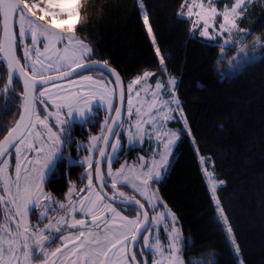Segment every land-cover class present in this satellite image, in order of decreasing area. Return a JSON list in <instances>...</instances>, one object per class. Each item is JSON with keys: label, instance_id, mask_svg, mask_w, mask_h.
I'll use <instances>...</instances> for the list:
<instances>
[{"label": "trees", "instance_id": "obj_1", "mask_svg": "<svg viewBox=\"0 0 264 264\" xmlns=\"http://www.w3.org/2000/svg\"><path fill=\"white\" fill-rule=\"evenodd\" d=\"M184 1L87 0L80 9L86 21L75 33L92 49V57L107 60L121 74L124 84L142 71L154 73L151 82L177 78L175 94L186 126L178 120L169 123L179 138L167 170L153 185L179 219L186 264L205 250L212 251L215 264H264V46L227 69L220 55L225 51L226 59L234 49L206 40L198 29L191 33L190 20L180 14ZM145 12L155 44L143 22ZM240 24L249 31L246 40L257 36L264 44V3H250ZM156 47L165 58L163 66ZM0 77L2 86L3 71ZM19 109L16 99V107L0 115V138L17 120ZM151 145L145 138L141 146L122 145L119 154L127 159L148 154ZM200 155L213 161L223 182L215 194L231 234L218 217ZM84 169L83 163L71 165L69 178ZM50 181L53 190L63 187L62 179Z\"/></svg>", "mask_w": 264, "mask_h": 264}, {"label": "snow or ice", "instance_id": "obj_2", "mask_svg": "<svg viewBox=\"0 0 264 264\" xmlns=\"http://www.w3.org/2000/svg\"><path fill=\"white\" fill-rule=\"evenodd\" d=\"M87 0H40V3L32 2L28 3L26 0H0V14H2L4 20V35L5 38L0 40V53L4 54V60L6 61L7 77L8 83L5 85L3 90H0V96L4 97V102L0 104V115H6L12 108L16 107V99L19 98L23 101L21 107V112L19 114V119L15 124L7 130V135L4 136L3 140L0 141V157H5L10 155V149H14L16 153V180L14 181L16 185V191L14 194L11 193L10 188L7 186L8 181H5L4 192L12 196L11 200H8L6 196L0 195V202L8 205L11 204L13 208H10L9 211H15L16 216H13L11 219H17V217H22L30 210L29 203L31 202L32 208L38 207L39 197L34 199L35 193L33 188L37 190L39 185H31L25 183L23 186L20 183V174H21V156L22 150L26 149L27 151L33 152L35 154V159H28L27 156H24L26 161L24 165V171L26 173L25 180L27 181V173L30 171L29 165H40V158L45 155V145L51 144L52 148L47 155V159L43 163V168L51 171L52 175H55V164L57 161L62 159V154H60V145L61 135L65 134L64 125L69 124L67 119L60 120L57 118L56 124L60 125L58 132H53V127L48 124V116L51 113H48V116H45L43 119L35 111V105L37 103L44 105V110L46 111L48 104L44 99H38L35 95L36 89L45 88L50 81H53V77L45 76L43 73L46 72L49 68L52 67V64L49 63L45 66L40 59L41 53L39 48H36V59L31 64V71H26L25 67L20 65L19 59L15 56V36L10 34L8 27V21L10 18L13 19L15 23L16 18L19 19V36L21 38L25 37L30 33V38L33 41L35 46L39 36H43L45 40L63 42L65 37L62 33H67V44L64 48V54L59 55L58 59L65 61L69 66V71L61 73L60 76L55 79H61L64 77H70L74 72H77L78 69H88V64L83 61L90 58L92 49L89 47L85 41L75 35V29L77 25L82 24L86 21V17L80 15V9L84 6ZM247 0H234L230 10H226L223 13H218L217 10L213 7L208 11L214 17L216 15H222L224 23L220 25L221 34L225 30L229 31L231 29H237V19L243 12V5ZM41 3L43 7H41ZM143 10L142 3L139 5ZM183 7V5H182ZM203 8V5H200ZM38 10L42 15L37 16ZM30 14V15H28ZM181 15L184 13L181 12ZM192 7L189 6L187 15L191 16ZM61 17H67L66 19H60ZM32 18H35L34 20ZM201 19H204L203 16ZM27 21L28 28L25 29V23ZM143 22L147 26L148 35L152 37L153 44H155V37L152 33V28L149 24V17L145 12L143 15ZM208 22L204 20V29L200 32L201 36H208ZM43 28V32L38 30ZM195 30V25L193 31ZM240 31H244L240 29ZM225 43L228 44L229 41L225 40ZM254 46H264L261 43V38L256 37ZM55 47V45H53ZM45 51H48L49 45L44 44ZM241 52L245 51L244 48L240 49ZM156 55L159 57V62L164 65V56L161 54L159 47L155 49ZM79 53V55H77ZM25 59L30 60L31 56L29 54V49L25 48ZM93 64L98 63L93 61ZM37 65L41 67L38 69ZM74 65V67H71ZM4 66L0 65V71H3ZM102 69L108 70L111 75L116 77V85L120 84V78L115 70L107 68V61H104L102 64ZM154 73L145 71L142 76H137L131 84L128 86V92L133 91L132 85L139 84L142 80H147L149 77L153 76ZM3 77H0L2 79ZM23 78L24 83V92L17 97L15 88L12 87L13 81L19 82ZM82 81H90L91 87L88 89L80 88L74 92H68L65 96L61 98L62 103L55 104L57 111L60 109L66 108L67 115L72 116L73 112H76L81 118L82 123H90L91 120L87 119L88 116H94L93 112V101L99 100L100 103L107 104V110L111 112L115 111L116 117L106 118L104 127L107 129L108 136L92 137V147L87 148V151H92L93 148L97 147V141L103 139L105 147H111L112 152L116 153L118 149L122 146L120 144L119 134L115 132L114 128L108 125L107 120L112 119L113 125H118V120L120 119L121 109L115 107L112 103V93L113 89H109L107 84L104 83L103 78L94 80L91 76H84L81 78ZM73 84H79V81H69ZM169 86L174 90L176 79L170 78L168 81ZM55 87V84H53ZM157 89L161 88L162 85L160 82H157ZM10 93L11 95H6ZM139 95V93H137ZM48 96V90L39 92V97ZM174 96V91H173ZM121 100H123V91H121ZM176 103L177 108H179V101L175 98L171 101ZM128 114H132V102L131 99L128 101ZM139 113V109H137ZM172 118V117H169ZM143 123L146 121L138 123L136 125L137 132L133 134L131 129H129L128 140L131 142L133 140L139 139L140 130L143 127ZM37 125L43 126L47 130V135L45 136L40 131H37ZM0 131H4L3 124L0 123ZM169 135L178 139L175 133H165L164 139ZM109 136H115V143H110ZM66 139L70 137L65 135ZM158 139L161 137L158 136ZM174 143V140H169L164 144L166 152L171 151V145ZM100 156L105 157V149H100ZM114 157L109 155L107 159L109 161V171L108 179L111 180V189L117 190L118 178L124 176V168L117 172L113 173L111 170V161ZM143 159V158H141ZM8 160H0V165L8 164ZM201 162L204 163L205 160L201 157ZM84 163L88 165V185L87 193L83 196H80L79 199L73 203L72 196L77 192V189L73 186L69 189L68 193V205L59 204V208L64 210L65 216L57 218L54 222L49 221V223L44 225L43 229H40L38 225H27L23 228L22 232H17L16 236L13 237L11 234L10 227L5 229L6 233L9 236V247L5 249L2 242H0V264H11V260L15 259L17 264H19V258L17 251L24 252L25 258L27 259V252L29 244L28 241H32L34 248L45 257L48 255L44 252V245L48 241H52L57 238L62 241L61 246L55 248L51 252L52 257L63 256V259L60 261V264H129V261L132 264H148L147 261L137 262L136 253L128 252V244L131 243L135 245L139 240L143 241L145 248L151 250L152 254L155 256L159 254L162 259L164 257L165 249L158 237L154 240L151 237V228L153 224H160L163 220L168 219L169 216H173L171 224L173 226V233L169 234L170 243L167 248V252L170 254L168 256V264H185L183 261H179V258L176 256V252L179 250L176 247V240L178 239V230L175 229V220L174 214L170 212H162L158 216L149 217L148 210L145 209L144 204L139 200H136L134 197L126 199L124 198L125 194L123 192L113 191L111 197L107 196V193L104 191L107 187V180H105L101 169L99 167V161L96 162L95 166V179L99 181L98 186L93 185V173L90 171L93 168V164L89 158H85ZM168 163L167 156H162L159 167L163 168ZM4 172V168L0 166V173ZM160 175L159 171L155 172V176L158 178ZM149 179L152 178V170L149 169L148 173ZM43 179V177H41ZM122 185L127 186L128 181L125 178L124 180L119 181ZM147 184V181L144 182ZM221 183H223L221 181ZM135 191H139L132 185ZM99 189V190H97ZM216 185H212L213 199L215 197ZM79 192H85V189H79ZM141 196H144V193H140ZM45 202L52 199L51 197H44ZM105 199H109V203H104ZM146 202L149 203L154 210L159 204V201L153 203L150 200ZM55 202V201H53ZM113 203H118L121 205L127 204L129 206L138 207V212L135 218L130 219L128 216H124L121 212L117 211V208L113 206ZM217 210L220 213V217L223 218L224 223L227 224V218L223 216V209L219 207V200H216ZM21 206H23V211H21ZM47 206V205H45ZM82 213L83 216L80 219H76V213ZM42 218H47V211L41 213ZM66 217H71V221ZM90 217V223L86 219ZM142 217V219H141ZM19 220H17L16 227L20 228ZM75 229V232L72 230ZM65 230L68 234L65 235ZM231 227L227 228V233L231 234ZM145 233H149L145 235ZM15 240H20L19 249L15 250L13 244ZM230 243L235 244V240L231 239ZM71 245V248H69ZM238 250V249H237ZM9 256V260H5V255ZM55 264V262H53ZM152 264H162L161 261H153ZM187 264H204L203 261H188ZM210 264H215V261L212 260Z\"/></svg>", "mask_w": 264, "mask_h": 264}, {"label": "rangeland", "instance_id": "obj_3", "mask_svg": "<svg viewBox=\"0 0 264 264\" xmlns=\"http://www.w3.org/2000/svg\"><path fill=\"white\" fill-rule=\"evenodd\" d=\"M28 3H32L33 1L26 0ZM252 2H257L259 5H262L264 3V0H247V2L243 5V12L237 19V29H231L230 34L228 30H225L223 34H221V29L220 25L224 23L223 16L222 15H216L212 16L209 13L210 8H215L218 13H223L226 10H230L232 7V4L234 3V0H185L183 3V7L180 11L183 12L184 16L188 17L190 20V26H191V33L193 31V27L195 25V29H198V33L200 35V32L204 29V20H207L208 22V36H202L206 40L210 41H215L219 42L220 45L224 48H233L234 53H232L230 56L226 57L225 59V51L220 55L221 59H224L223 63H225L227 69H231L234 67L236 64L240 63L242 59L247 58L248 56H253L254 54L257 55L258 50H260L263 46H254L255 44V39L257 36H252V38L247 39V34L248 30L244 28L240 24V19L242 18L244 14L245 8ZM203 5V8L200 7V5ZM189 6L192 7V15L188 16V8ZM41 7H43V4H41ZM37 11V16L42 15L38 10ZM203 16L204 19H201ZM67 17H61L60 19H66ZM34 20V19H33ZM16 22L19 24V19L16 18ZM1 26V23H0ZM28 24L27 21L25 23V29L27 30ZM240 29H243L244 31H240ZM20 30V28L18 29ZM39 32H43L44 29L40 28L38 30ZM19 34V31H18ZM62 35L65 37L64 41L61 42H56V41H48L45 40L43 36H39L36 45H33V41L30 38V33L20 39L21 41L24 40V38L28 37L29 43H27V49H29V54L31 56L30 60H24V66L28 71H31V64L32 62L36 59V48H39L41 57L40 59L42 60L43 64L47 66L49 63L52 64V67L49 68L46 72H44V75H50V73H59L61 71L69 69V66L66 64L65 61L59 60L58 59V54L63 55L64 54V48L65 45L67 44V33H62ZM75 35L79 37L76 33ZM80 38V37H79ZM225 40H228L229 43L226 44ZM43 46H41V43ZM47 43L49 45L48 51H45L44 49V44ZM86 43V42H85ZM262 43V42H261ZM55 45V47H53ZM262 45H264L262 43ZM25 46V45H24ZM26 47H23L22 50L24 51ZM244 48L245 51L241 52L240 49ZM79 55V53L77 54ZM74 65H71L73 67ZM41 66L37 65V68L39 69ZM85 71V70H84ZM83 71V72H84ZM145 71H142L140 75L142 76ZM82 73V72H80ZM84 76H91L89 73L84 72V74H76L73 76V78L68 79V80H63L62 82H55L51 83V85H46L45 88L48 90V96L46 97H39V92L45 90V88H40L37 92L36 97L38 99H44L47 101L48 107L46 111L44 110V105H43V111L46 112V114H38L41 116L43 119L45 116H48V113H51L50 116H48V124L53 127V132H58L60 129V125L56 124L57 118L60 120H65L66 117L64 115H67V109L62 108L57 111V108L55 104H53V100H55L56 104L62 103L61 98L65 96L68 92H74L77 91L80 88L88 89L91 87V82L90 81H82L81 78ZM92 77V76H91ZM137 77V76H136ZM130 79L125 85H126V102H125V114L123 117V121L120 124L119 128V139H120V144L121 146L123 145L124 147L128 146H141L144 142V139L147 138L148 141H150L151 145V150L148 151L149 153H137L135 157L133 158H128L127 156H124V154H119L120 149L116 153L112 152V149L110 147L108 151V156L111 155L114 158L111 161V170L115 174L117 173L123 166L124 168V176H121L118 178V183H117V190H112L111 189V180L108 179V171H109V161L106 157V161L104 163L105 165V176L107 177L108 181V186L110 188V192L113 194V191H118V192H123L125 194L124 198L120 199H126V198H132L134 197L135 199L138 198L145 206V208L148 210L150 209L151 212H149V217L153 216H158L162 212H170L171 214H174V220H175V229L178 230V239L176 240V247L179 249L176 252V256L179 258V261H183L186 264V257H185V236L182 230H180L179 226V219H177L176 214L170 209L167 208L165 205L164 201L158 194V189L156 186L153 185L154 181L159 179L163 173L167 170V167L169 166L170 159L172 157L173 153V147L177 142V139L171 135H169L166 139H164L165 133H175L176 137L179 136V132L177 129L173 128L170 126L171 121H180L181 125L185 128V117L183 116V112L181 110V107L177 108L176 103H172L171 101L175 98L177 100L176 94H175V88L176 84L174 87V90L169 86L168 81L170 77L168 76L164 82L160 81L159 79H156L155 81H150V77L147 80H142L139 84H134L132 85L133 91L131 93L128 92V86L131 84V82L136 78ZM103 78V81L105 84H107L109 89H113L112 93V103L115 106V86H113L112 80L110 79V76L107 75V77L104 76H96L93 77L94 80H98ZM176 81L177 78L175 77ZM69 81H79V84H73L70 83ZM160 82L162 85L161 88L157 89L156 85L157 82ZM53 84H55V87H53ZM0 90H3V85L0 86ZM173 91H174V96H173ZM139 93V95H137ZM131 99L132 102V114L129 116L128 114V101ZM93 112L97 111V108L100 109L102 112L105 113L106 118L109 117V115L114 111L112 110L109 112L107 110V104L106 103H100L99 100H94L93 102ZM137 109H139V113H137ZM36 111V110H35ZM68 116V115H67ZM172 117V118H169ZM75 119H80L78 114L76 112H73L72 116L69 117L67 120L74 121ZM143 127L140 130V135L139 139L129 141L128 140V135H129V129H131V132L133 134H136L137 129L136 125L138 123L144 122ZM105 123V122H104ZM103 123V126H104ZM37 131H40L42 134L45 136L47 135V130L43 128L41 125H37ZM67 128H65V134L61 135V141L63 143ZM97 137L102 136V132L98 133V135H95ZM158 136L161 137V139H158ZM92 137H94V134L88 135L87 139L83 142L85 145V149L91 148L92 147ZM169 140H174V143L171 145V151L166 152L164 148V144L167 143ZM116 137H114L111 141V143H115ZM62 143L60 145V154L62 153ZM82 143V144H83ZM100 145V140L97 141V147L93 148L92 151H84L85 154L83 153L81 157V161L83 165L85 166V169L83 170V177L80 174L78 177V186H82L83 189H85V192H82L78 194L77 197L72 198L73 203H75L80 196H83L87 193V188L86 186L88 185V165L87 163H84L85 158H89L93 164V168L90 170L93 173L94 176V169H95V156L98 151ZM52 146L51 144H46L45 145V155L40 158L41 163L40 165H29L30 171L27 173V181L25 180L26 173L24 171V165L26 161L24 160V156L26 155L28 159L34 160L35 154L33 152L27 151V150H22V156H21V174H20V183L23 186L26 182L31 184V185H39L38 190L34 187L33 191L35 193L34 199L36 197H39L38 200V205H44L42 202L45 203L44 197H51L49 192L43 191L44 187V182L47 180L46 178L50 175L51 171L44 169L43 163L47 159V155L50 152ZM15 152V151H14ZM167 156L168 163L163 167H159L160 161L162 156ZM201 157L204 158L205 162H201ZM120 158V159H118ZM143 158V159H141ZM4 159H7L9 162L6 165H0L4 168V172L0 173V181H2V184L5 188L6 184L5 181H8L7 186L10 188V191L12 194L15 193L16 191V185L14 181L16 180V153H12L9 156H6ZM80 161V162H81ZM199 161L201 162L202 165V170L205 174V178L207 181V184H209L210 188V193L213 196L212 192V185H216V190L218 189L219 186H221L223 183H221V179L218 177L217 173L214 171L213 168V161L207 156V155H200L199 156ZM113 163V164H112ZM149 169L152 170V178L149 179L148 173ZM159 171L160 175L157 178L155 176V172ZM82 173V172H81ZM43 177V179H41ZM127 179L128 185L124 186L122 185L119 181ZM147 181V184L144 182ZM83 183V184H82ZM74 184H72L73 187ZM93 185L95 186L94 182V177H93ZM132 185H135L139 191H135ZM77 184L75 185V188L77 189ZM78 191V189H77ZM144 193V196H141L140 193ZM216 193V191H215ZM2 195V193H0ZM8 195V194H7ZM74 196V195H73ZM72 196V197H73ZM9 200L12 199V196L8 195ZM145 197H147V200L152 201L155 203L156 201H159L160 203L157 204L156 208L153 210L151 205L146 202ZM216 200H217V195L215 194ZM52 198V197H51ZM119 198V197H118ZM76 200V201H75ZM216 200L215 204H216ZM41 201V202H40ZM52 202V199L48 200L46 203ZM104 203H109L105 199ZM120 204H114L113 206L117 208V211L121 212L122 215L128 216L130 219H133L136 217L138 209L137 207L133 206H119ZM36 207V213H34V208H32L31 202L29 203V211L24 215V220H22L23 216L17 217V219H13V226L15 229H13L10 224H8V216L3 217L1 215V211L5 210V204L3 202H0V242H2L3 247L7 249L9 247V236L6 233L5 229H8L10 227L11 234L13 237L16 236L17 232H22L23 228L27 225H38L40 229L44 228V225L49 223V221H52V217L50 216L51 214L47 212V218H42L41 213L45 212V207L39 208ZM217 206V204H216ZM221 208V206H219ZM21 209L23 211V206H21ZM32 214L33 216V221L32 222H26L25 217L29 220V215ZM38 214V215H37ZM217 214L221 222L224 224L225 228H227V224L224 223L223 218L220 217V213L217 210ZM16 216V214H14ZM53 216V215H52ZM62 215L57 214V218L61 217ZM83 214L77 212L76 213V219L82 218ZM56 218V219H57ZM69 222L71 221V217H66ZM89 223H90V217L86 218ZM173 219V216H169L168 219L163 220L160 224L156 225L155 223L153 224V227L151 228V237L154 240L156 237L159 238L161 241L163 248L165 249L164 252V257H162L157 254L153 255L151 250L148 248H145L143 245V241L139 240V246H138V261L143 262L147 261L148 264H152L153 261H161L162 264H168V256L170 255L167 252V248L170 243V237L169 234L173 233V226L171 224V221ZM17 220H19L20 223V228L16 227ZM21 220V221H20ZM76 230L73 229L72 232H75ZM149 233H145V235H148ZM50 241L46 242L44 245V252L47 253L48 255L45 257L44 255L40 254L36 248L33 247L32 241L29 240L28 244L29 247L26 249L27 252V259L25 258V253L24 252H19L17 251L18 258L19 253L20 255L22 254L24 263L23 264H53V258L51 256V252L53 248L49 247ZM20 245V240H15L13 244V248L15 250L19 249ZM129 245V244H128ZM128 248V246H127ZM38 253V255L36 254ZM36 254V255H35ZM5 260H9V256L6 254L5 255ZM189 261H203L204 264H210L212 261V252L211 251H205V253H202L200 255H195L194 257H190ZM17 261L15 259L11 260V264H16ZM59 264V263H56ZM129 264H131V261H129Z\"/></svg>", "mask_w": 264, "mask_h": 264}, {"label": "flooded vegetation", "instance_id": "obj_4", "mask_svg": "<svg viewBox=\"0 0 264 264\" xmlns=\"http://www.w3.org/2000/svg\"><path fill=\"white\" fill-rule=\"evenodd\" d=\"M28 15H30V14H28ZM32 19H35V18H32ZM14 26H15V34H16V38H15L16 55L18 56L21 64L24 66L25 50L23 51L22 48L23 47H26L27 46V43H29L30 41H28V37L24 38V40L21 41L20 39H22V38L18 34V31H19L18 30L19 29L18 22L15 21V25ZM0 32H1V26H0ZM0 40H1V34H0ZM40 44H41V46H43L42 42ZM95 59H97V58L96 57L94 58V57H92L90 55V58H88V59H86L84 61H90V60H95ZM97 60H99V59H97ZM0 65H3L4 66V69H3V72L5 74V84L3 85V89H4L5 88V85H6V82H7V79H6L7 78V69H6L5 62L3 61L2 57H0ZM25 69H26V67H25ZM26 70H28V69H26ZM84 72L89 73V75H91L92 77H95V75L96 76L99 75V76L107 77V75L102 70H100L98 68H95V69H87ZM84 72L78 73V74H84ZM12 87L15 88L16 94L19 97L22 94V92H23V90L21 89L20 82H17V81L14 80L13 81V84H12ZM39 89L40 88H38V90ZM6 95H8V93ZM36 95H37V93H36ZM22 103H23V101L20 100L19 98H17V105H18V107H20ZM35 110L39 114H41V113L42 114H46V112L43 111V105L42 104L37 103L35 105ZM94 113H95L94 116H88L87 117V119H90L91 120L90 123H82L81 118H80V119H75L74 121L68 120L69 121V124L64 125V128H67V131H66L67 135L66 136L70 137V139H66L64 137V140H63V143H62V145H63L62 146V153H61L62 154V159L56 162V164H55V175H52V173H50V175L46 178L47 180L44 182V187H43V191H47L51 195L52 202L51 203L50 202H48V203L42 202L44 205H40L39 206V208L45 207V211H47L48 213L51 214L50 216L52 217V221L53 222L56 220L57 214L58 215H62L61 217H64L65 216L64 210H62V209L59 208V204L63 203L67 207V205H68V193H69V189L72 188V184H74L73 185L74 187H75L76 184L78 186V177L80 176V174L82 175V177L84 175L83 174V171H81L82 173L81 172H77L78 177L75 178L74 180H72V179L69 178V176H70L69 173L70 172H68V170H70V166L71 165H75L77 167L79 165V163H82L81 157L83 156L82 155L83 153L85 154L84 151H86L85 145H84L83 142L87 139L88 135L94 134V136H95V135H98V133H101L102 132V136H103L104 133H105L104 132L105 131V127L103 126V123L106 121L105 120V117H106L105 113L102 112L98 108H97V111L94 112ZM111 114L109 116H111ZM64 116L66 117V119H68V116L67 115H64ZM107 122H109V119L107 120ZM104 125H105V123H104ZM119 128H120V126L118 127L116 133H119ZM100 141H101V139H100ZM98 150H99V148H98ZM14 151H15L14 149H11L10 150V154L12 153V155H13V153H15ZM97 153H98V151H97ZM97 153H96V156H95L96 157L95 158V162H96V159L98 157ZM107 156H108V152H107ZM4 158H3V160H4ZM105 161H106V158H105ZM105 161H104V163H105ZM104 163H103V172H104V176H105V165H104ZM94 172H95V169H94ZM73 175H74V177L77 176V175H75V172L73 173ZM74 177H72V178H74ZM50 179H56V180L62 179L64 181L63 187L61 189H57V190L51 189L47 185V184H50V182H51ZM106 179H107V177H106ZM94 182H95V186H96V179H95V177H94ZM106 188L110 192V188L108 186V181H107V187ZM77 189H78V191L73 194L74 196L72 198H75V197L78 196V194L82 193V192H79V189H83L82 186H80V187L78 186ZM3 191H4V186L2 184V181H0V193H2V195L6 196L7 199L9 200L8 195H5L3 193ZM53 201H55V202H53ZM107 201H109V200H107ZM114 204H116V203H114ZM45 205H47V206H45ZM10 208H13V206L11 204H8V205L5 204V210L4 211H1L2 212L1 215L3 217L8 216V224H10V226H12L13 229H15L14 226H13V221L14 220L11 219V218L13 216H15L14 214H16V213H15L14 210L13 211H9ZM21 211H22V209H21ZM34 213H36V207L34 208ZM34 218H33L32 214L29 215V220L25 217L26 222H32ZM58 218H60V217H58ZM20 219H21V217H20ZM22 220H24V216H23ZM64 234L65 235L68 234L67 230H65V233ZM61 243H62V241L59 239V236L57 234V238H55L54 240L50 241L49 247L53 248L52 251H54L55 248L61 246ZM69 248H71V245H69ZM20 253H19V256H20L19 257V264H23L24 263V260H23L22 254L20 255ZM36 254L38 255V253H36ZM52 258H53V262H55V264L56 263H59L60 264V261L63 259V256H60L58 254V257H52Z\"/></svg>", "mask_w": 264, "mask_h": 264}, {"label": "water", "instance_id": "obj_5", "mask_svg": "<svg viewBox=\"0 0 264 264\" xmlns=\"http://www.w3.org/2000/svg\"><path fill=\"white\" fill-rule=\"evenodd\" d=\"M0 23H1V32H0V34H1V40H3L4 38H5V35H4V20H3V17H2V14H0ZM15 23L13 22V19L12 18H10L9 19V21H8V27H9V30H10V34H14V36H15V38H16V34H15ZM15 56L18 58V56L16 55V47H15ZM0 57H2V59H3V61L5 62V66H6V61L4 60V54L3 53H0ZM19 59V58H18ZM20 61V60H19ZM93 61H95V62H98V63H95V64H93L92 62ZM107 61V60H106ZM103 60H97V59H95V60H90V61H84V63H87L88 64V69H95V68H98V69H100V70H102L106 75H109L110 76V79L112 80V83H113V86H115V97H116V103H115V107H119L120 109H121V113H120V119L118 120V125H120V123L122 122V120H123V117H124V114H125V102H126V97H125V94H126V85L124 84V81H123V78H122V76H121V74H119V72H117V70L111 65V64H109L108 63V61H107V68L108 69H113V70H115V73H117L118 75H119V78H120V84L119 85H116V83H115V80H116V77L114 76V75H111L110 74V72L108 71V70H104V69H102V64H103ZM20 65H22L21 64V62H20ZM23 66V65H22ZM74 67V66H73ZM26 70V69H25ZM85 69H78L77 70V72H74L70 77H64V78H61V79H55L56 77H58V76H60L61 75V73H63V72H66V71H69V69H67V70H64V71H61V72H59V73H50V75H45L46 77L47 76H51V77H53L54 79H53V81H50L47 85H51V83H55V82H62L63 80H68V79H71V78H73V76L74 75H76V74H78V73H80V72H83ZM26 71H28V70H26ZM7 79V82H6V85H7V83H8V77L6 78ZM19 82H20V85H21V89L23 90V92H24V83H23V78H21L20 80H19ZM46 86V85H45ZM39 88V87H38ZM38 88L36 89V92H35V95H36V93H37V91H38ZM121 91H123V100H121ZM22 92V93H23ZM7 94V93H6ZM22 105V104H21ZM21 110L22 109H20V112H21ZM19 112V113H20ZM110 117H112V118H115L116 117V113H115V111H113L112 112V114H111V116ZM19 119V116H18V118H17V120ZM16 120V121H17ZM15 121V122H16ZM15 122L13 123V125L15 124ZM12 125V126H13ZM108 125L109 126H111V127H113L114 128V130H115V132H117V129H118V127L119 126H117V125H113V123H112V119H109V122H108ZM11 126V127H12ZM11 127H9V128H11ZM8 128V129H9ZM7 129V130H8ZM105 133H104V135L103 136H108L109 134H108V132H107V129L105 128V131H104ZM7 135V132L3 135V137L0 139V141H2L3 140V138H4V136H6ZM114 138V136H109V141H110V143H111V141H112V139ZM100 146H99V150H98V153H97V155H98V157H97V159H96V162L97 161H99L100 163H99V167H100V169H101V173L103 174V176H104V172H103V163H104V161H105V158H106V156H107V152H108V150L110 149V147H105V144H104V141H103V139H101V141H100ZM100 149H105V153H106V156L105 157H101L100 156ZM11 150V149H10ZM3 158L4 157H0V160H3ZM96 162H95V166H96ZM94 177H95V172H94ZM104 178H105V180H107L106 179V177L104 176ZM99 181H97L96 180V186H98L99 185ZM99 190V189H98ZM106 193H107V196L108 197H111L113 194H111L109 191H108V189L107 188H105V190H104ZM3 193L5 194V195H7L4 191H3ZM118 199H120V198H118ZM107 200H109V199H107ZM136 200H139V199H136ZM140 201V200H139ZM141 202V201H140ZM142 203V202H141ZM116 204H118V203H116ZM143 204V203H142ZM127 205V204H126ZM138 208V207H137ZM146 209V208H145ZM148 215H149V211H148ZM141 219H142V217H141ZM136 246H137V243L135 244V245H133V244H131V243H129V246H128V252H129V254H131L132 252H134L135 251V248H136ZM21 260V259H20ZM22 261V260H21ZM20 261V262H21ZM136 261L138 262V260H137V258H136ZM131 264H132V262H131Z\"/></svg>", "mask_w": 264, "mask_h": 264}, {"label": "bare ground", "instance_id": "obj_6", "mask_svg": "<svg viewBox=\"0 0 264 264\" xmlns=\"http://www.w3.org/2000/svg\"><path fill=\"white\" fill-rule=\"evenodd\" d=\"M136 199H138V198H136ZM205 251H210V250H205ZM212 252V251H211ZM205 253V252H204Z\"/></svg>", "mask_w": 264, "mask_h": 264}]
</instances>
